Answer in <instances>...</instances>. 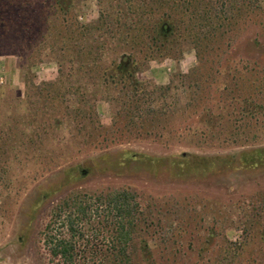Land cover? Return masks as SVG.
Returning a JSON list of instances; mask_svg holds the SVG:
<instances>
[{"label": "rangeland", "instance_id": "1", "mask_svg": "<svg viewBox=\"0 0 264 264\" xmlns=\"http://www.w3.org/2000/svg\"><path fill=\"white\" fill-rule=\"evenodd\" d=\"M234 1L0 0V79L4 80L0 84V264H59L51 259L46 246V227L58 203L74 194L91 206L85 239L77 244L79 264H107L116 253L109 250L112 234L105 227L109 223L97 196L123 189L137 193L142 204L152 210L142 237L148 250L142 251L138 238L131 253L133 264H264V254L254 242L261 226L254 225V201L264 198V172L240 169L220 175L194 165L187 176L176 174L178 168L175 170L170 164L173 156L183 153L223 156L264 146V108L254 106V120L240 124L247 135L238 144L224 142L223 138L200 139V132L207 127L215 133L214 130L225 132L223 137L236 127L201 123L197 117L200 108L194 103L185 110V116H191L182 124L189 130L179 139L116 143L110 139L106 145L102 138L106 130L113 129L114 108L109 100L103 97L96 102L94 118L103 129H91L93 124L85 118L84 126L77 121H63L58 127H51L48 118L57 108L47 110L44 99L35 91L54 80L60 71L58 58L51 54L49 46L54 30L67 36L70 28L96 23L104 11L129 25L114 31L109 27L108 37L99 43L106 47L104 62L116 56L117 41L110 39L111 32L122 35L127 31L129 36L133 34L132 41L136 38L139 42L138 49H145L148 41L142 36L140 22L145 21V26L150 27L154 21L171 20L179 39L169 44L166 53L156 51L146 58L137 51L139 60L149 61L141 79L157 86H166L175 79L182 92L185 85L179 77H192L200 70L198 50L203 49L204 60L221 61L217 64L219 69L215 64L211 68L210 63L201 70L221 72L205 93L220 98L227 86L228 92L235 91L242 100H258L259 94L264 95V81L259 84L257 79H264V70L261 75L255 73L254 61L264 62V18L254 9V0H236L238 5ZM198 5L212 19V30L219 18L225 22L216 36L200 39L201 45L194 37L199 31L189 22L197 16ZM64 69L67 73L70 70L67 65ZM79 77L85 94H105L101 86L87 84V74ZM259 85L263 86L261 93ZM260 98L264 103V96ZM34 104L37 112L33 111ZM219 109L211 106L214 113L223 111L224 115L237 113L241 106L235 103ZM123 150L165 160L154 165L143 159L121 166ZM75 165L89 173L78 179L64 173V168ZM60 228L59 224L51 227V233L60 234Z\"/></svg>", "mask_w": 264, "mask_h": 264}, {"label": "trees", "instance_id": "2", "mask_svg": "<svg viewBox=\"0 0 264 264\" xmlns=\"http://www.w3.org/2000/svg\"><path fill=\"white\" fill-rule=\"evenodd\" d=\"M234 3L238 5V1L235 0ZM202 8L203 6L198 5L195 10L197 16L191 21L189 20V22H192V28L199 31L197 35L193 36L200 45V39L204 40L216 36L217 31L225 26V22L219 18L216 26H214L215 30H212V19L204 15ZM254 9H257L256 11L264 18V0H254ZM62 12L64 13V9H62ZM140 23H143L140 29L143 33L142 36L147 38L148 46H145V49L142 47L138 49L139 42L136 41V38L132 41L133 34L129 36L127 31L123 32L122 35L111 32V38H109L114 42L117 41V43L115 42L117 50L114 51L116 56L110 62H104L106 47L103 43H101L102 45L99 43L108 37L106 34L109 27H112V31H114V28L122 30L129 26L123 24L119 18H114L111 14L102 11L99 20L94 24L81 29H78L77 26L74 28L69 26L70 30H68L67 36H64L61 32L56 33L57 28L54 30L49 46L51 54L56 55L58 58L60 71L54 80L45 82L41 88L35 89L37 95L44 99L47 110H51L53 106L57 108V111H53L48 118L49 125L58 127L65 121L67 123L77 121L76 123L84 126L85 122L82 119L85 118L93 124L91 129L94 127L97 131L103 129L100 127L99 122L95 120L94 115L96 113V102L104 97L112 103L114 111L113 129L106 130L105 133L110 134L111 137L109 138L104 134L102 141L107 143L112 139L113 143H116L118 140L128 141L133 139L165 142V139L168 138L179 139L182 133L189 130L188 126L182 125L191 116H185V110L195 103L200 108L197 117L201 123L208 124V126H222V124H225L232 126V128L235 126L238 129L232 130L226 137H223L222 134L225 132L214 130L215 133L207 127L205 131L200 132V139L202 137L204 140L207 138L211 140L223 138L224 142L238 144L245 134L240 124L254 120L256 114L251 110L254 109V106L258 109L264 108V103L260 102V95H264L257 94L258 100H252L251 98L242 100L235 91L228 92L227 86L223 87L221 95L224 96L220 95V98L205 93L208 89L211 90V86L217 82L221 72L216 70L214 73L213 71L205 73L201 70L206 66H210V63L212 64L211 68H215L213 66L215 64L219 69L221 61L210 62L204 60L205 52L203 49L198 50V68L200 70L198 69L197 72L192 73V77L190 75L179 77L181 83L185 85L182 92L175 84V79L166 86H157L152 82L141 79V75L149 61L148 59L139 60L136 57L137 51L146 55V58L153 56L156 51L166 53L169 44L177 41L179 36L176 26L171 20H168V22L157 20L152 22L150 27L149 24L145 26V21ZM135 27L138 28V26ZM66 65L70 69L68 73L64 69ZM259 66H262V68L259 69ZM255 68H257L255 73L261 75V71L264 70V62L254 61ZM80 74H87L85 80L87 84L89 86H101L105 90V94L92 92L91 95H87L82 92L84 84L79 77ZM257 81L261 84L264 79L258 77ZM259 86L261 88L258 87V89L261 93L263 86ZM31 88L34 89V87ZM194 92H197L196 95ZM30 97L31 94L28 92V98ZM72 100L76 102L74 101L71 104L70 101ZM235 103H239V106H241V110H238L237 113L224 115L223 111L214 113L211 110V106L223 110L229 106H234ZM35 106L34 104L33 111L37 112L38 108ZM248 108L249 111L246 110ZM181 112H183V116H180L182 115ZM257 123L259 122L256 121ZM44 125L46 126V124ZM259 125L257 124V126ZM78 131L80 135L83 132L81 128ZM217 133H220L221 137L216 138ZM36 135L41 136V134ZM257 137V135L253 136L254 139H257ZM247 140L250 142V139L247 138ZM121 154V160L119 161L121 166H125L126 162L141 161L143 159L154 165L165 160V158H157L147 154H137L131 150H123ZM106 157H109V155L107 154ZM170 164L175 170L178 168L176 174L187 176L190 175L191 167L194 165H201L207 170V173L212 169L220 175L230 174L234 170L240 169L264 172V146L245 148L237 153L223 156L199 157L183 153L173 156ZM63 171L65 174L68 173L69 176L77 179L79 177L83 178L89 173L87 170H80L78 165L68 166ZM97 201L101 205L100 208H103L106 212L105 217L109 226L105 227L112 234L109 250L116 253V257L110 261L108 260L107 264H133L131 253L135 251V243L138 238H141L142 251L146 252L148 250L149 245L145 239L142 240V237L145 233L144 225H148L152 216L150 206H144L139 195L128 189L98 195ZM98 211L96 209L95 212L98 213ZM90 215L91 206L75 194L65 196L53 209L50 223L46 227L48 234L45 235L47 237L45 239L46 246L53 261L57 260L59 264H79L77 244L80 239H85L86 225L90 221ZM263 218L264 198L254 201V225H261L259 233L254 236V242L258 246V251L264 254ZM58 224L62 230L60 234L51 233V227ZM92 264H95V262Z\"/></svg>", "mask_w": 264, "mask_h": 264}, {"label": "built area", "instance_id": "3", "mask_svg": "<svg viewBox=\"0 0 264 264\" xmlns=\"http://www.w3.org/2000/svg\"><path fill=\"white\" fill-rule=\"evenodd\" d=\"M0 84H4L3 78L0 79Z\"/></svg>", "mask_w": 264, "mask_h": 264}]
</instances>
